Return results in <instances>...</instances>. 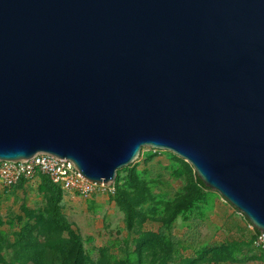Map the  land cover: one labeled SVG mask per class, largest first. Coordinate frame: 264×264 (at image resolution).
Wrapping results in <instances>:
<instances>
[{"label": "water", "instance_id": "water-1", "mask_svg": "<svg viewBox=\"0 0 264 264\" xmlns=\"http://www.w3.org/2000/svg\"><path fill=\"white\" fill-rule=\"evenodd\" d=\"M144 148L264 233V0H0V161L111 186Z\"/></svg>", "mask_w": 264, "mask_h": 264}, {"label": "rangeland", "instance_id": "rangeland-1", "mask_svg": "<svg viewBox=\"0 0 264 264\" xmlns=\"http://www.w3.org/2000/svg\"><path fill=\"white\" fill-rule=\"evenodd\" d=\"M192 173L175 155L148 148L133 165L119 170V194L146 215L132 229L117 204L116 186L114 193L98 188L88 200L63 194L55 212L42 177L18 185L0 194V258L32 264L33 257L46 261L60 247L71 249L68 232L54 220L57 216L78 237L83 254L96 263H121L134 252L141 234H154L163 240L150 236L145 242L153 246L158 241V249L178 247L179 260L169 264H264V251L251 246L244 217L215 192L205 191L171 220L166 218L168 204L193 191Z\"/></svg>", "mask_w": 264, "mask_h": 264}, {"label": "trees", "instance_id": "trees-1", "mask_svg": "<svg viewBox=\"0 0 264 264\" xmlns=\"http://www.w3.org/2000/svg\"><path fill=\"white\" fill-rule=\"evenodd\" d=\"M119 171L117 172L114 186L115 193L117 191L116 201L121 210L125 215V223L128 229H132L134 221L138 222V225L142 224V222L146 219V215L137 210L136 206L131 202V200L125 197L122 194H119V188L117 187V183H119ZM46 187L51 191V199L50 205L53 207V210L57 212V204L60 202L62 198V192L56 186H54L45 176H41ZM132 183L136 184L135 180H131ZM23 184L21 182L19 185ZM116 184V185H115ZM138 185V184H136ZM192 186L193 191H191L188 195L179 198L173 204H168L167 208V217L171 218L175 217L178 213H180L183 209H185L192 202L199 200L203 197L205 191L208 189L199 181L194 173H192ZM56 224L59 227H62L69 234L70 238V246L71 249H63L60 247L54 252V255L46 258L45 260H41L39 257L32 258V264H55L54 262H58L59 264H105L104 262L99 261L96 263L93 259L85 256L83 254V250L80 244L78 237L74 234L71 227L64 222L62 219L57 216L54 217ZM255 233L257 231H254ZM251 234V246H252V237ZM157 239L158 241H162L163 239L159 235H150ZM149 235H142L139 240L134 241V252L128 256L124 261L117 264H169L173 260L178 261L180 258L179 252H177L178 247H174L172 244H169V249H158L159 242L154 241L153 246L150 243H146L145 237H150ZM26 236H23V239ZM146 241V242H145ZM157 246V249H156ZM253 247V246H252ZM254 248V247H253ZM18 260V258H16ZM19 261V260H18ZM183 262V261H182ZM0 264H13L5 263L0 258Z\"/></svg>", "mask_w": 264, "mask_h": 264}, {"label": "built area", "instance_id": "built-area-1", "mask_svg": "<svg viewBox=\"0 0 264 264\" xmlns=\"http://www.w3.org/2000/svg\"><path fill=\"white\" fill-rule=\"evenodd\" d=\"M41 176H45L62 194L76 196L82 200L90 199L98 188L114 193V184L102 186L90 183L76 173L70 162L39 154L23 163L0 161V194L13 189L21 182H31ZM245 222L247 230L253 233L252 246L264 251V233L258 235L246 220Z\"/></svg>", "mask_w": 264, "mask_h": 264}, {"label": "crops", "instance_id": "crops-1", "mask_svg": "<svg viewBox=\"0 0 264 264\" xmlns=\"http://www.w3.org/2000/svg\"><path fill=\"white\" fill-rule=\"evenodd\" d=\"M71 197H76V196H71ZM77 198H79V197H77ZM80 199V198H79ZM82 200V199H81Z\"/></svg>", "mask_w": 264, "mask_h": 264}]
</instances>
